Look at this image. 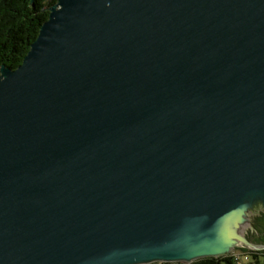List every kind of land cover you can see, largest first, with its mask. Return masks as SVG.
<instances>
[{
    "label": "water",
    "instance_id": "95a60500",
    "mask_svg": "<svg viewBox=\"0 0 264 264\" xmlns=\"http://www.w3.org/2000/svg\"><path fill=\"white\" fill-rule=\"evenodd\" d=\"M264 201V0H58L0 67V264L194 261Z\"/></svg>",
    "mask_w": 264,
    "mask_h": 264
},
{
    "label": "trees",
    "instance_id": "16d2710c",
    "mask_svg": "<svg viewBox=\"0 0 264 264\" xmlns=\"http://www.w3.org/2000/svg\"><path fill=\"white\" fill-rule=\"evenodd\" d=\"M58 0H0V67L16 68L22 64L43 23L50 16V7ZM252 252L254 262L264 264V250L242 247ZM263 256V257H262ZM235 254L199 257L194 261H163L164 264H237Z\"/></svg>",
    "mask_w": 264,
    "mask_h": 264
},
{
    "label": "rangeland",
    "instance_id": "374dc122",
    "mask_svg": "<svg viewBox=\"0 0 264 264\" xmlns=\"http://www.w3.org/2000/svg\"><path fill=\"white\" fill-rule=\"evenodd\" d=\"M250 211H247V216L249 224H245L246 228L244 230V234L246 237L250 239L257 240L259 237L264 239V201L259 197L258 200L252 204V206H249ZM242 247L246 246H239L235 245L228 249H225L222 254L231 253L234 254L235 251H242ZM249 248V247H246ZM254 249V248H249ZM249 256L246 257L245 255L237 264H257L254 262V256L252 255V252L248 253ZM263 257V256H262Z\"/></svg>",
    "mask_w": 264,
    "mask_h": 264
},
{
    "label": "built area",
    "instance_id": "2783aa9c",
    "mask_svg": "<svg viewBox=\"0 0 264 264\" xmlns=\"http://www.w3.org/2000/svg\"><path fill=\"white\" fill-rule=\"evenodd\" d=\"M235 258L240 262V260L243 258V256L245 255L246 257L249 256L248 252H245V250H240V251H235ZM138 264H164L163 261L157 259V260H154V261H151V262H148V263H138Z\"/></svg>",
    "mask_w": 264,
    "mask_h": 264
},
{
    "label": "bare ground",
    "instance_id": "6f19581e",
    "mask_svg": "<svg viewBox=\"0 0 264 264\" xmlns=\"http://www.w3.org/2000/svg\"><path fill=\"white\" fill-rule=\"evenodd\" d=\"M248 221V220H247ZM249 222V221H248ZM249 224V223H248Z\"/></svg>",
    "mask_w": 264,
    "mask_h": 264
}]
</instances>
